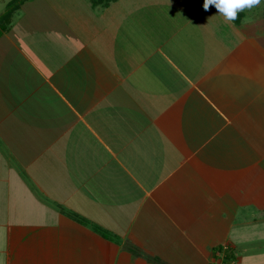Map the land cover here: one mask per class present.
<instances>
[{
    "label": "crops",
    "instance_id": "obj_1",
    "mask_svg": "<svg viewBox=\"0 0 264 264\" xmlns=\"http://www.w3.org/2000/svg\"><path fill=\"white\" fill-rule=\"evenodd\" d=\"M203 4L18 0L0 264H264V20Z\"/></svg>",
    "mask_w": 264,
    "mask_h": 264
},
{
    "label": "clouds",
    "instance_id": "obj_2",
    "mask_svg": "<svg viewBox=\"0 0 264 264\" xmlns=\"http://www.w3.org/2000/svg\"><path fill=\"white\" fill-rule=\"evenodd\" d=\"M262 3L264 0H204L203 9L209 11L214 6L217 13L231 23L238 18L239 12L258 7Z\"/></svg>",
    "mask_w": 264,
    "mask_h": 264
},
{
    "label": "trees",
    "instance_id": "obj_3",
    "mask_svg": "<svg viewBox=\"0 0 264 264\" xmlns=\"http://www.w3.org/2000/svg\"><path fill=\"white\" fill-rule=\"evenodd\" d=\"M88 1H90L93 6H107L110 3L117 1V0H88ZM17 2H18V0H12L8 4V7H7L5 14L0 17V26L3 29L5 28V24H7L10 21L12 15H13V12L16 10Z\"/></svg>",
    "mask_w": 264,
    "mask_h": 264
},
{
    "label": "rangeland",
    "instance_id": "obj_4",
    "mask_svg": "<svg viewBox=\"0 0 264 264\" xmlns=\"http://www.w3.org/2000/svg\"><path fill=\"white\" fill-rule=\"evenodd\" d=\"M242 12H244L247 16H255V15L256 16H260L257 20L261 19L260 21H263L264 20V3H262L258 7H255V8H252V9H246V10H244Z\"/></svg>",
    "mask_w": 264,
    "mask_h": 264
},
{
    "label": "built area",
    "instance_id": "obj_5",
    "mask_svg": "<svg viewBox=\"0 0 264 264\" xmlns=\"http://www.w3.org/2000/svg\"><path fill=\"white\" fill-rule=\"evenodd\" d=\"M221 264H225V262L223 261V263H221Z\"/></svg>",
    "mask_w": 264,
    "mask_h": 264
}]
</instances>
